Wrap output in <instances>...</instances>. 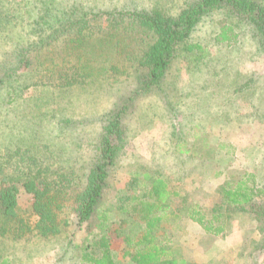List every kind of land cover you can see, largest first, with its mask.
Masks as SVG:
<instances>
[{"label":"trees","instance_id":"1","mask_svg":"<svg viewBox=\"0 0 264 264\" xmlns=\"http://www.w3.org/2000/svg\"><path fill=\"white\" fill-rule=\"evenodd\" d=\"M220 13L225 18L218 21V42L238 43L236 19L264 50L262 0H181L96 14L77 7L52 15L44 6L24 31L0 0V264L11 263L10 243L35 233L65 234L74 221L79 227L93 225L90 237L76 245L81 264H192L178 253L171 229L170 217L179 221L183 214L206 233L224 232L219 207L205 212L192 203L181 213L173 211L169 201L178 192L157 170L132 173L126 188L105 206L130 113L140 98L158 92L166 98L174 129L181 125L165 79L178 56L204 61L207 48L189 38L206 17ZM89 16L106 22L95 38L85 30ZM172 136V151L193 154L195 143L187 147V136ZM260 190L250 174L218 187L228 206L243 210L264 234V208L254 204ZM20 192L32 196L37 216L32 226L17 214ZM134 220L142 231L138 237L130 226H121ZM119 238L127 249L134 248L125 251L127 262L114 260L112 244Z\"/></svg>","mask_w":264,"mask_h":264},{"label":"rangeland","instance_id":"2","mask_svg":"<svg viewBox=\"0 0 264 264\" xmlns=\"http://www.w3.org/2000/svg\"><path fill=\"white\" fill-rule=\"evenodd\" d=\"M3 1L16 15L17 27L21 31L29 29L32 21L44 13V6H49L53 15L58 10L69 12L77 7L96 14L181 3V0ZM262 2L264 4V0ZM89 18L91 22L85 30L94 34L95 38L100 34V24L105 25L106 22L99 17ZM223 18L225 15L222 13L211 14L189 38V43H199L207 48L208 55L204 61L196 64L188 55L187 58L178 56L165 79L168 98L176 105L181 122L177 129H174V122L169 118L163 94L152 92L138 100L129 115L127 141L109 179L105 206L114 202L117 192L126 188L132 173L157 170L156 173L168 181L171 189L178 192L169 201L173 211L180 209L181 213L188 204L198 203L205 212L219 207L227 223L244 217L238 219V227L246 241L237 257H230L232 251L227 248L224 252L215 251L216 256H213L209 250L216 240L211 234L184 214L179 219V227L174 225L179 221L170 217L179 254L192 264H264V241H250L254 231L253 236L259 233L256 221L247 218L243 210L228 206L218 191V187L226 181L233 185L250 174L261 188L254 198L255 208H264V50L253 38L251 29L236 19L233 20V28L238 33V43L228 45L218 42V21ZM119 82L123 83L124 78L119 77ZM173 132L187 136V147L195 143L192 146L193 154L172 151ZM140 192L143 193L142 189ZM32 201L30 194L20 192L16 204L17 214L31 226L37 219ZM245 209L249 210V207ZM135 221L138 220L125 222L121 226H130L133 235L138 237L142 231ZM162 225L166 227V220H162ZM92 229L93 225L89 228L84 224L79 227L74 221L65 234L49 238L36 233L27 235L8 245L10 264H81L76 245L81 244L85 237H90L88 230ZM160 232L162 230L158 235ZM216 245L224 249V242L218 241ZM126 250L129 249L121 239H116L112 244L114 260L127 262L129 256H124ZM129 251L134 252V248ZM206 251L209 252L208 256L205 255Z\"/></svg>","mask_w":264,"mask_h":264},{"label":"crops","instance_id":"3","mask_svg":"<svg viewBox=\"0 0 264 264\" xmlns=\"http://www.w3.org/2000/svg\"><path fill=\"white\" fill-rule=\"evenodd\" d=\"M240 218H244V217H239L236 219L231 220L230 222H226V226H225V230L224 232H222L220 235H212V238L214 237V239L216 240L212 246L211 249L209 250V252H212L211 254L214 256H216L215 251L220 250V252H224L226 250V248L230 251H232V253H230V257H237L239 256L241 252V247L244 244V241H246V237H244V233L242 234L241 230H239V225H238V219ZM247 218H249V216H247ZM252 222L253 220L251 218H249ZM258 231V230H257ZM259 232V231H258ZM254 233H256V231H254ZM254 233H252L254 235ZM251 236L250 237V241H264V234L263 232H259L257 236ZM218 241L220 242H224V245H222L224 247V249H222V247H217L216 243L218 244ZM223 250V251H222ZM208 251H206V256H208L209 254ZM218 254V253H217ZM223 255V254H222Z\"/></svg>","mask_w":264,"mask_h":264}]
</instances>
